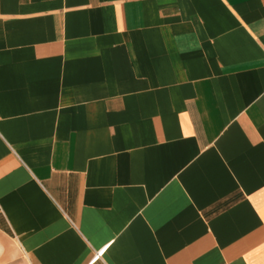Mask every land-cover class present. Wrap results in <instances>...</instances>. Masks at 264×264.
<instances>
[{
  "label": "crops",
  "instance_id": "crops-1",
  "mask_svg": "<svg viewBox=\"0 0 264 264\" xmlns=\"http://www.w3.org/2000/svg\"><path fill=\"white\" fill-rule=\"evenodd\" d=\"M0 264H264V0H0Z\"/></svg>",
  "mask_w": 264,
  "mask_h": 264
},
{
  "label": "built area",
  "instance_id": "built-area-1",
  "mask_svg": "<svg viewBox=\"0 0 264 264\" xmlns=\"http://www.w3.org/2000/svg\"><path fill=\"white\" fill-rule=\"evenodd\" d=\"M102 253V252H101ZM99 256H97L95 259H97Z\"/></svg>",
  "mask_w": 264,
  "mask_h": 264
}]
</instances>
